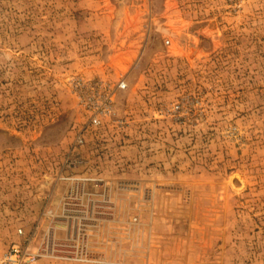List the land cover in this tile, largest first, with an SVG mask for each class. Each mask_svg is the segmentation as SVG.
<instances>
[{"label": "rangeland", "instance_id": "obj_1", "mask_svg": "<svg viewBox=\"0 0 264 264\" xmlns=\"http://www.w3.org/2000/svg\"><path fill=\"white\" fill-rule=\"evenodd\" d=\"M264 264V0H0V255Z\"/></svg>", "mask_w": 264, "mask_h": 264}, {"label": "built area", "instance_id": "obj_2", "mask_svg": "<svg viewBox=\"0 0 264 264\" xmlns=\"http://www.w3.org/2000/svg\"><path fill=\"white\" fill-rule=\"evenodd\" d=\"M37 256V252L20 251L19 245L14 244L0 255V264H33Z\"/></svg>", "mask_w": 264, "mask_h": 264}]
</instances>
